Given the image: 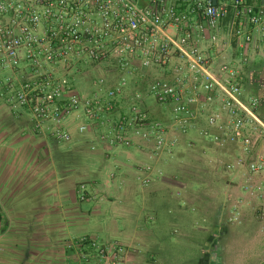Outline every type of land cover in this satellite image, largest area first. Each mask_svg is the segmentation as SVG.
<instances>
[{
  "label": "crops",
  "instance_id": "crops-1",
  "mask_svg": "<svg viewBox=\"0 0 264 264\" xmlns=\"http://www.w3.org/2000/svg\"><path fill=\"white\" fill-rule=\"evenodd\" d=\"M246 1L264 8V0ZM236 28L231 12L220 22V43L211 45L208 31L202 49L216 75L222 65L238 72L242 98L258 100L264 122V50L255 35L241 43ZM244 30L252 32L250 26ZM25 68L7 75L22 81ZM169 75L149 70L143 80L148 86ZM145 107L174 141L170 152L153 160L151 143L110 145L100 140L107 128L76 115L62 122L71 136L65 143L49 124L37 125L28 109L12 107L0 88V264L77 262L75 241L81 237L121 246L123 264H264V203L256 190H264L261 176L247 165L227 168L238 158L248 164L264 157V141L248 156L240 143L221 147L201 136L203 130L220 135L205 115L183 134L170 108L152 99ZM82 123L88 125L84 134L78 132ZM148 164L152 180L143 186L139 169Z\"/></svg>",
  "mask_w": 264,
  "mask_h": 264
},
{
  "label": "built area",
  "instance_id": "built-area-1",
  "mask_svg": "<svg viewBox=\"0 0 264 264\" xmlns=\"http://www.w3.org/2000/svg\"><path fill=\"white\" fill-rule=\"evenodd\" d=\"M231 12L237 20L234 36L247 45L255 35L264 50V8L246 0H0L2 94L12 107L28 109L37 125L49 124L65 143L71 136L62 130V122L76 115L89 125L109 129L100 140L110 145L151 143L152 160L170 152L174 141L167 140L165 125L147 114L145 102L152 99L170 108L179 132L187 133L207 114L208 127L220 135L206 130L200 135L221 147L240 143L248 155L264 141V122L255 112L258 100L243 102L238 72L222 65L216 75L201 45L208 31L211 45L220 43V22ZM245 26L252 32H245ZM22 67L28 70L24 80L7 75ZM149 70L170 75L153 79L146 92L133 94L127 114L110 119L125 108L131 83L143 80ZM81 79L90 90L79 88ZM87 129L83 123L78 126L80 134ZM246 165L264 185L262 156L248 164L238 158L227 168ZM139 171V182L148 186L153 165ZM80 188L81 199L87 200L84 186ZM256 190L264 203L262 186ZM75 245L78 261L70 264H123L124 249L119 245L86 237ZM85 246L93 253L85 252Z\"/></svg>",
  "mask_w": 264,
  "mask_h": 264
},
{
  "label": "trees",
  "instance_id": "trees-1",
  "mask_svg": "<svg viewBox=\"0 0 264 264\" xmlns=\"http://www.w3.org/2000/svg\"><path fill=\"white\" fill-rule=\"evenodd\" d=\"M138 82H132L131 83V85H130V89H135L137 86H139V85H142L141 83L143 82V86H144V88H142V89H137V90H134V92H132L131 91V93H129V96L127 97V100H124L123 101V104L125 105V108L124 109H118L117 111H115L113 114H111L110 115V119H112L113 121H116L117 119H118V117L119 116H121V115H125V114H127V112H128V108H127V106H129V103H130V99L132 98V96H133V94L134 93H136V92H146V88H147V80H142V81H140V80H137ZM242 100L246 103V101L242 98ZM255 112H256V114H257V116H259L260 115V112H259V105L257 106V108L255 109ZM130 113V112H129ZM147 114H148V116H149V118L151 119V120H154V119H152L151 118V116L149 115V112L147 111ZM207 114H205V116H206ZM260 117V116H259ZM85 118V117H84ZM86 119V118H85ZM262 119V118H261ZM86 121L89 123V124H92L90 121H88L87 119H86ZM157 121H159V120H157ZM91 126H93V127H101L99 124H97V125H91ZM102 128H106V127H102ZM107 130H109V129H107ZM104 133V132H103ZM102 134V133H101ZM100 134V135H101ZM251 153H253V152H251ZM250 153V154H251ZM250 154H248V156L250 155ZM84 251L85 252H88V253H93V251L89 248V247H84Z\"/></svg>",
  "mask_w": 264,
  "mask_h": 264
},
{
  "label": "rangeland",
  "instance_id": "rangeland-1",
  "mask_svg": "<svg viewBox=\"0 0 264 264\" xmlns=\"http://www.w3.org/2000/svg\"><path fill=\"white\" fill-rule=\"evenodd\" d=\"M81 81H83V80L81 79V80L79 81V83H81ZM84 83H85V82L83 81V84H80V85H79V88H80V89L84 88Z\"/></svg>",
  "mask_w": 264,
  "mask_h": 264
}]
</instances>
